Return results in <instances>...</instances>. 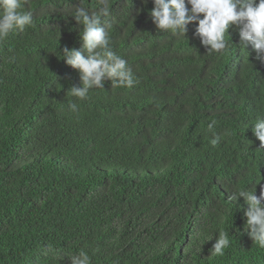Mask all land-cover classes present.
<instances>
[{
    "label": "trees",
    "instance_id": "trees-1",
    "mask_svg": "<svg viewBox=\"0 0 264 264\" xmlns=\"http://www.w3.org/2000/svg\"><path fill=\"white\" fill-rule=\"evenodd\" d=\"M29 6L34 26L0 40V264H71L81 250L91 264H264L244 198L228 201L232 188H264L252 132L264 63L238 29L208 55L197 23L175 36L157 29L153 0H108L102 26L136 82L106 79L80 100L68 94L79 71L62 56L83 46L69 15L80 0ZM219 231L222 256L212 255Z\"/></svg>",
    "mask_w": 264,
    "mask_h": 264
},
{
    "label": "clouds",
    "instance_id": "clouds-1",
    "mask_svg": "<svg viewBox=\"0 0 264 264\" xmlns=\"http://www.w3.org/2000/svg\"><path fill=\"white\" fill-rule=\"evenodd\" d=\"M147 2V0H145ZM152 16L159 31H167L175 36L185 37L188 25L197 23L195 35L200 38L208 55L223 53L228 48L226 36L233 27L238 29L240 47L249 46L255 52L257 61L264 63V0H153ZM99 7L89 11L80 0V6L69 14L82 26V49H68L62 52L68 65L79 71L82 87L73 86L68 94L83 100L90 90L104 88L106 79L111 80L112 88L132 87L136 82L128 62L118 56L110 47V37L102 17L109 14L108 0H98ZM190 6V7H189ZM29 0H0V40L10 33L23 32L26 27L34 26L32 11L24 10ZM70 109L77 111V104L70 103ZM216 121H211L207 130L212 133L211 145L215 147L221 137L213 129ZM252 132L264 149V116H257L253 121ZM264 179H259V182ZM257 183V184H258ZM243 197L246 207L245 231L255 244L264 248V188L259 196L256 187L232 188L228 201ZM218 239L213 245L212 255L224 254L229 239L224 231L218 232ZM212 239V238H211ZM48 251H53L47 245ZM71 264H91L90 256L81 250L68 256Z\"/></svg>",
    "mask_w": 264,
    "mask_h": 264
}]
</instances>
